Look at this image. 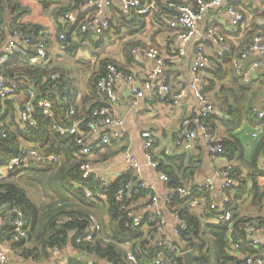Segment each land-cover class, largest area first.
I'll return each mask as SVG.
<instances>
[{
    "label": "crops",
    "instance_id": "1",
    "mask_svg": "<svg viewBox=\"0 0 264 264\" xmlns=\"http://www.w3.org/2000/svg\"><path fill=\"white\" fill-rule=\"evenodd\" d=\"M15 1L22 7L29 9L23 22L38 26L40 29L39 38L47 41L49 69L63 73V81L67 84L68 92L75 97L78 110H81L83 102L88 98H91V101L88 100L86 103L88 109L99 103L98 97L91 95L90 85L93 76L99 72L101 62L112 60L123 70L133 73L136 78H140L148 69L154 66V62L138 55L136 57L138 62L135 63L129 55L130 49L135 47L156 48L161 53L165 66L159 75V80L169 83L174 94L183 91V95L179 100V107H174L170 100L150 105L146 98L137 99L131 95L128 86L124 82H118L115 87L118 102L113 108V113L124 122V136L119 141H111L110 145L104 147L101 151L94 152L89 157L95 171L99 175L105 176L111 183H115L118 180V173L124 167L125 151L128 150L130 154L135 156L141 164L137 181L146 182L155 188L158 203L155 208L148 207V198L144 196L137 203H132L130 206L139 216L156 212L162 217L164 223L158 235L159 237L171 235L174 227L179 224L174 209L170 210L168 205L175 194L176 187H189L197 190L201 188L206 179L211 178L215 187L214 191L209 193L211 201L215 204L222 203L224 193L220 187V179L215 177V173L220 168L223 160L220 157L212 156L208 152L197 125L193 124L198 114L199 105L193 92L188 87L191 82L190 67L195 57L196 48L200 46L204 53L214 56L218 51L217 44L201 41L199 37H195L186 44L176 43L174 41V30L169 27H166V29L160 28L150 15L138 20V16L132 14V16L125 18L134 22L133 33L128 34L121 28L113 31L111 38L104 39L100 44L97 43L100 40V37H98V40H93L87 48H71L72 50L65 52L61 44L57 42L60 32L58 20L60 22L62 19L57 17V13L65 11L69 14L75 0ZM105 1H110L111 6L104 8L103 13L99 15V20L109 21L113 16L115 19L120 18L122 0H103V2ZM145 1L154 4L159 2L162 6L170 8L176 16L177 9L182 2L191 3L192 0ZM227 4L234 5L243 12L245 24L236 29L230 25V17L226 11ZM171 18L173 17L169 19ZM120 26L121 24H118L117 27ZM198 28L201 35L208 28L215 29L225 37L231 45V49L233 47L238 48L236 54H240L244 49L243 36L245 33L249 32L251 28L256 30L257 34L264 33V0H225L224 7L218 11L208 12ZM74 38L71 35L70 40L73 41ZM93 44H96V47ZM172 44H176V49H183L185 55L180 58L176 53L172 54L169 50ZM239 54L233 59V62ZM244 71L250 74V84L248 86L250 89L248 91L237 93L230 80L225 79L224 82H221V80L216 82V78H214L215 85L209 84L205 93L215 109L210 119L213 134L217 139L231 141L234 152L232 158L227 157L226 161L233 165L235 175L243 182L240 186L239 180H235L236 186L229 199L232 216L235 219L256 220L264 217V170L262 169L264 123L259 124L256 118L254 120L252 118L255 115L253 109L264 111V54L251 56L247 59ZM234 74H237L235 69ZM222 86L224 92L221 89ZM236 101L240 102L241 107L250 108L251 114L240 127L226 134L224 126L228 124L232 117L227 107L233 108L237 103ZM184 120L191 122L192 129L196 134L195 139L187 141L184 138L182 127ZM106 130L112 132L114 128H107ZM144 131H149L153 135L154 144L150 154L153 160L159 164L158 169H153L145 164L144 140L142 138ZM99 137V135H92L87 139V143H93ZM257 152V161L253 164L251 159ZM170 173H173L172 177L169 176ZM161 174H166L169 180L167 182L162 181L160 179ZM241 187L242 191L237 193V190ZM204 204L199 203L192 209L200 213L204 208ZM97 214L101 216V212ZM0 219H6L5 211L0 212ZM204 223H206V219L201 217V224ZM260 238L264 241V232L261 233ZM177 242L178 245H181L179 240ZM260 254L264 256V248ZM72 255L71 252L66 256L72 257ZM80 256L83 258L82 255ZM8 261L9 264L53 263V261L36 263L33 260H27L20 255L19 251L11 252L8 255Z\"/></svg>",
    "mask_w": 264,
    "mask_h": 264
},
{
    "label": "built area",
    "instance_id": "2",
    "mask_svg": "<svg viewBox=\"0 0 264 264\" xmlns=\"http://www.w3.org/2000/svg\"><path fill=\"white\" fill-rule=\"evenodd\" d=\"M224 5L225 0H203L195 5L182 2L177 9L176 16L169 19L167 22L168 27L175 31L174 41L176 43L186 44L195 37H199L201 41L212 42L218 45V51L214 56H209L204 53L200 46L196 48L195 57L190 67L191 82L188 87L190 91L193 92L199 105L198 114L193 124L197 125L208 152L212 156L220 157L221 160H223L220 168L215 173V177L220 179V187L224 193V199L220 204H211V208L218 212L217 220L222 223L230 221L232 217L231 210L227 207V204L230 202L229 199L236 186V181L232 177L233 165L226 161L227 154L222 145V141L215 138L211 126L206 121L208 117L214 114L215 109L205 91L210 84L209 78L218 70L219 61L231 52V45L225 37L215 29L208 28L201 35L198 27L204 21L208 12L218 11L224 7ZM110 6V1L81 0V2L77 4L74 13L66 14L60 21L62 28L60 29L57 39V42L61 44L63 50L67 52L74 43L79 44V47L87 48L93 40H98V37L107 32L110 26L109 21L99 20V15L103 13L104 8H109ZM157 10L156 4L148 3L145 0H122L120 6V11L124 17L132 16V14L143 16ZM226 11L230 17L231 26L235 29L242 26L244 14L241 10L237 9L234 5L227 4ZM78 15L84 18V20H82L74 31L73 36L75 38L73 41L66 42V35H68V33H66L65 28L67 25L75 23ZM30 40L31 36L19 30H13L7 42L0 47V108L3 112L1 115L3 116L4 114V107L8 103H11L15 111V122L22 130H27L28 127L35 125V107L43 117L49 119H53L54 117L51 99L47 97L37 99L38 94L32 88L33 84L15 75L12 78H7L3 70V66L11 61L12 56H26L30 46ZM175 45L176 44H172L169 47L170 52L172 54L176 53L180 58L183 57L185 55L184 50L176 49ZM263 54L264 33H259L251 39L250 43L244 47L239 56L234 60V69L237 75L241 77L244 85L249 86L250 84V74L244 71L247 59L251 56H261ZM129 55L135 63L138 62L136 58L138 55L146 57L154 62V66L148 69L142 77L136 78L133 73L123 70L116 64H106L103 75L95 82L96 97H98L97 99L100 105L93 108L85 117H76V107L72 103H69L72 97L67 94L68 87L63 81V73L49 69V52L45 39H40V41L34 45L33 55L27 60V65L31 69H42L45 71L41 85L47 82V89H49L50 92H58L56 97L64 104L69 103L65 110V117L70 121V124L68 126H62L53 122L51 127L60 136L68 135L72 137V149L74 150V155L80 161L78 168L80 178L82 180L93 179L97 186L95 191L85 190L84 195L87 198L101 202H106L107 192L114 183H111L105 176L99 175L95 171L93 165L89 161V157L94 152L101 151L104 147L110 145L111 141H119L124 136V122L113 113V108L118 102V96L115 92L116 84L120 81L124 82L128 86L131 95L137 99L146 98L150 105L170 100L174 107H179V100L183 95V91L174 94L169 83L159 80V75L165 63L158 49L135 47L130 49ZM59 87L62 88L63 91L60 92ZM71 95L73 96V94ZM74 104H76L75 97ZM253 112L258 114V118L264 117V111L253 109ZM182 127L184 129L183 136L187 141L195 139L196 134L189 120H184L182 122ZM107 128H114V131L107 132ZM92 135H99L100 137L93 143H87V139ZM2 136L5 137V134H2ZM142 138L144 140L143 153L145 164L153 169H158L159 164L153 160L150 154L154 144L152 133L144 131L142 133ZM44 163L58 164L60 163V157L46 155L35 149L21 146L17 158L11 159L8 162L0 161V182L10 177H23L29 168ZM262 169L264 170V154L262 157ZM140 170L141 164L139 161L126 150L124 155V167L122 171L118 173V179L129 175L131 178L119 185L115 193V198L120 202L123 201L126 195L131 194L128 192V188L136 183V189L143 191L148 198V207L155 208L158 203V198L155 195V188L146 182L137 181V174ZM160 179L164 182L169 180L166 174H161ZM214 189L215 187L211 178L206 179L201 188L197 190L190 189L189 187H176L175 194L169 202L174 198L187 199L195 192L201 193L206 191L211 193ZM199 203H205V198L202 197L195 201H190L189 205L193 208ZM121 209L125 210L132 226L140 228V230L144 232V238H150L152 233L156 238L150 245L152 249L158 251V253L146 264H178L176 260L182 258L185 251H190L179 248L177 242L180 237L179 234L187 230L188 225L180 219L177 213H175V215L179 224L174 227L172 234L159 237L158 235L164 223L159 214L156 212L147 214L145 215L147 216V221H144V216L137 215L132 206L126 207L122 205ZM2 211H5L6 219H0V264H9L8 255L12 252L13 245L27 239L28 227L26 218L21 209L1 205L0 212ZM8 218L11 221V236L8 239H4L2 229L6 226ZM88 222V230L82 238L76 239V244H81L82 242L91 243L94 236L100 232L101 224L94 215L89 216ZM148 223L155 225L153 229L154 232L150 231ZM242 231L249 247L253 248L255 251H260L264 248V241L260 238L261 233L264 232V223H246ZM104 241L108 242V239L104 238ZM123 248L126 250L127 260L129 262L132 264H143L137 261L134 254L128 249V245ZM227 250L231 256L238 257L237 251L239 250V245L237 243L229 241ZM164 251H166L167 255H164ZM257 254V256L247 257L245 264H264V256L261 255L260 252ZM63 255V249L53 247L49 250V256L51 258L48 259V262L53 261L52 264H67L68 257ZM105 264L113 263L109 262Z\"/></svg>",
    "mask_w": 264,
    "mask_h": 264
},
{
    "label": "trees",
    "instance_id": "3",
    "mask_svg": "<svg viewBox=\"0 0 264 264\" xmlns=\"http://www.w3.org/2000/svg\"><path fill=\"white\" fill-rule=\"evenodd\" d=\"M200 1L203 0H192L191 3L195 5ZM79 2L81 0L74 1L69 13L75 12ZM158 3L156 4L158 10L147 15L153 17V21L160 28L166 29V27L168 28L167 21L170 17H174V13L170 8L162 6L160 3L158 6ZM28 12L29 9L27 7H22L15 0H0V47L5 44L13 30H19L31 36L26 56H12L11 61L3 66V70L7 78H12L15 75L33 84L32 88L38 94L37 99L45 97L51 99L54 117L53 119L43 117L35 107V125L28 127L27 130H22L15 122V111L12 104L8 103L4 107L3 116L0 108V161L8 162L17 158L19 148L23 146L35 149L46 155L59 156L60 163L36 165L33 168H29L23 177H10L0 182V206L6 205L21 209L28 227L27 239L13 245L12 252L19 251L20 255L25 259L39 263L48 261L51 248L58 247L65 250L70 247L73 255L68 257L67 264H105L109 262L113 264H132L127 260L126 250L123 248L128 245V249L134 254L137 261L146 264L158 253L150 245L156 238L153 233L150 238H144V232L140 228L133 227L125 210L121 209L122 205L128 207L132 203H137L138 200L145 196V193L136 189L130 195H126L121 202L115 198L119 185L128 181L131 178L129 175L118 179L110 186L106 202L93 200L84 195L85 190L95 191L97 186L93 179L82 180L80 178L78 171L80 161L74 155L72 137L68 135L60 136L52 129L51 124L53 122L62 126L70 124V121L65 117V110L69 103L76 107V117L88 115L100 103H96L88 109L86 103L88 100L91 101V98H88L83 102L81 110H78L77 105L74 104V97L69 92L67 94L72 97V100L64 104L56 97L58 92H50L47 89V82L41 85L45 71L42 69H31L27 65L28 58L33 55L34 45L40 41L38 36L40 29L38 26L23 22ZM66 14L65 11L58 12L57 17L63 18ZM144 16L146 15L138 16L137 19H143ZM82 20L84 18L78 15L75 23L67 25L65 29L69 35H66V42L71 41V35H73ZM116 21H118L117 24H115ZM133 23L122 14L118 19H115L114 16L111 17L108 31L100 36V40L97 43L100 44L104 39L111 38L112 32L121 28L128 34L133 33ZM118 24H121V26L117 27ZM243 24H245V20ZM58 26L60 31L62 25L59 20ZM252 29L244 34L243 47L247 46L252 37L258 33ZM79 46V44L72 45L67 51ZM93 46L96 47V44H93ZM237 52L238 48L233 47L231 52L219 61L217 72L212 75L213 78H209L210 84L215 85L214 78H216V82L220 80L224 82L227 79L235 86L237 93H243L250 89L243 84L239 75L234 74L233 59L239 54H236ZM106 64L115 63L112 60L101 62L98 74H95L91 80L90 90L91 95L94 97L97 95L95 82L103 75ZM223 88L222 86L221 89L223 90ZM59 91L61 92L63 89L59 87ZM236 102L233 108L227 107L232 117L228 124L224 126L226 134L240 127L251 114L250 108L245 109L241 107L240 102ZM211 118L212 116L206 119L209 125ZM255 118L259 124L264 123V117L258 118V114L255 113L252 120ZM2 134H5V137ZM221 141L227 157L231 159L234 146L232 147V143L229 140L223 139ZM257 157L258 152L251 159L253 164L256 163ZM235 174L236 172L233 171L232 177L235 180H239L241 186L243 182ZM32 176H38V178ZM169 176L172 177L173 173H170ZM43 178L50 181V189L48 190L50 193L52 192V197L49 199V203L39 205L29 199L26 190L21 185L25 181V185H27L33 179H39L40 181ZM19 182H22V184ZM240 191H242V187L237 190V193H240ZM202 197L205 198L204 208L200 213H197L196 210L190 207L189 203ZM211 203L209 192L203 191L201 193L195 192L187 199L174 198L168 204L169 209H174L180 219L188 225V229L179 234V243H181L179 248L190 250L196 256L192 264H245L247 257L257 256V253L261 252L262 249L255 251L249 247L242 230L246 223H264V217L252 220L247 218L235 219L232 216L230 221L222 223L217 220L218 212L211 208ZM230 206L229 202L227 207L231 210ZM98 212H101V218L98 219L101 224L100 232L94 236L91 243L82 242L81 244H76V239L82 238L89 228V216H96ZM201 217L206 219V223L203 225L201 224ZM144 221H147V216H144ZM10 222L8 218L6 226L2 229L4 239H8L11 236L12 228ZM148 227L151 232H154L155 225L148 223ZM104 238H107L108 242H105ZM229 241L239 245L238 257L231 256L228 253L227 245ZM164 255H167L166 251H164ZM176 261L178 264H183L182 258Z\"/></svg>",
    "mask_w": 264,
    "mask_h": 264
},
{
    "label": "rangeland",
    "instance_id": "4",
    "mask_svg": "<svg viewBox=\"0 0 264 264\" xmlns=\"http://www.w3.org/2000/svg\"><path fill=\"white\" fill-rule=\"evenodd\" d=\"M32 177L38 178V176H32ZM30 180H32V179H30ZM40 181H39V179H33L32 181L28 182L27 185H25L26 184V181H25L24 184L21 185V187H24V189L26 190V193H27V195L31 201H33L34 203L39 204V205L40 204L44 205V204L49 203V199H51V197H52L51 196L52 192L50 193L48 190V189H50L49 188L50 181H48V179L43 178V180H40ZM19 183L22 184V182H19ZM45 194H47L48 196L47 195L45 196ZM99 216H100V214H96L95 217L97 219H100L101 216L100 217ZM71 250L72 249L70 247L63 250L64 251L63 256H66L68 253H71V252L73 253V251H71ZM49 258H51V257H49ZM46 263H48V261Z\"/></svg>",
    "mask_w": 264,
    "mask_h": 264
},
{
    "label": "water",
    "instance_id": "5",
    "mask_svg": "<svg viewBox=\"0 0 264 264\" xmlns=\"http://www.w3.org/2000/svg\"><path fill=\"white\" fill-rule=\"evenodd\" d=\"M137 187V184H133L128 188V192L132 193L133 189ZM183 264H192L193 260L196 259V256L191 253V251H185L182 255Z\"/></svg>",
    "mask_w": 264,
    "mask_h": 264
}]
</instances>
